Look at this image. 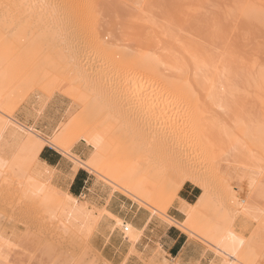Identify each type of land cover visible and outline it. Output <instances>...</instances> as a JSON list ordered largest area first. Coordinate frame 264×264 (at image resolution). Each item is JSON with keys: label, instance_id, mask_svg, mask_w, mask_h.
Listing matches in <instances>:
<instances>
[{"label": "bare ground", "instance_id": "bare-ground-1", "mask_svg": "<svg viewBox=\"0 0 264 264\" xmlns=\"http://www.w3.org/2000/svg\"><path fill=\"white\" fill-rule=\"evenodd\" d=\"M4 4L22 7H13L6 15ZM104 6L101 0H0V156L5 155L4 143L19 146L29 133L45 139L60 134L71 142L73 155L86 165L76 172L85 170L94 176L90 188L79 196L69 191L76 172L67 180L66 174L49 176L45 169L22 162L0 169V235H4L3 221L13 220V214H5L7 206L11 211L24 209L22 212L33 215L38 233L48 236V253L56 248L65 254L63 249L74 241L86 243L87 232L93 229V246L110 242L113 256H104L99 250L104 259L112 260L119 259L118 249L128 246L126 229L115 225L112 217L142 231L141 246L149 245L158 234V227L146 233L154 219L157 226H176L194 241L178 256L187 264H220L225 256L234 259L223 249V255L217 256L212 239H224L231 248L232 242L223 231L227 208L231 207L228 201L233 195L241 196V187L247 190L246 177H258L262 166L264 116L247 105L251 95L264 103V65L256 61L249 65L245 58V66L243 55L240 65L234 55L237 52L227 51L233 47L229 40L230 45L226 41L207 43L192 39L190 33L185 38V31L177 35L167 29L172 22L164 30L160 27L163 23L158 27L163 30L161 36H173L180 49L171 48L158 35L151 37L153 44L139 41L141 44L128 45L114 40L109 30H102L107 26L102 23ZM138 12L146 23L158 22L153 10L140 8ZM240 15L245 17L244 10ZM252 19L261 21L259 15ZM90 25L95 26L94 34ZM178 36L188 41L182 45ZM125 48L141 55L129 57ZM150 83L188 103L190 118H177L170 111L178 120L175 137L154 136L128 105L127 86L146 90ZM164 104L161 101V108ZM9 115L15 127L3 123ZM96 133L104 137L98 154L95 144L89 143ZM46 147L57 152L48 143L41 153ZM89 160H94L96 168L87 164ZM61 167L67 168L66 160ZM177 173L186 177L180 190L186 182L201 190L193 203L180 197L168 203V188L178 178ZM58 191L67 193L72 201L60 197ZM115 192L132 202V213L108 206ZM180 201L191 209L181 210ZM173 207L182 212L180 216L170 214ZM161 210L170 223L165 225L159 216L152 215ZM255 224L258 229L253 228ZM261 227L257 216L249 219L244 229L249 234L250 230L256 232L257 252ZM241 230L238 224L237 232ZM190 233L194 235L190 237ZM247 254L245 247L241 258ZM169 258L177 257L169 254Z\"/></svg>", "mask_w": 264, "mask_h": 264}, {"label": "snow or ice", "instance_id": "snow-or-ice-1", "mask_svg": "<svg viewBox=\"0 0 264 264\" xmlns=\"http://www.w3.org/2000/svg\"><path fill=\"white\" fill-rule=\"evenodd\" d=\"M6 10L13 7H22L21 5L4 4L2 6ZM28 7H33L28 5ZM64 7L72 8V5ZM237 10H244V16L251 19L259 15L261 23H264V0L258 7L254 4H236L232 6V11L235 13ZM89 30L94 34L95 26L90 25ZM110 47V46H109ZM128 53L129 57L141 55L140 53L132 52L130 49H123ZM128 105L135 109V114L140 122L152 129L154 136L159 137H175L178 132V120H174L170 111H174L177 118H190V109L186 100L180 96L167 93L163 88L156 83L148 84L146 90H141L139 86L133 89L131 84L127 86ZM209 100L213 97L209 95ZM161 101H165L164 107L161 108ZM5 126L15 127L13 117L9 115L3 119ZM264 134V128H262ZM59 132V130H58ZM2 139V137H0ZM50 143L57 152L61 153L62 160L67 161V168L62 169L61 165L56 168L49 167L46 163L40 160V153L45 144ZM89 143H94L97 148V154L101 146L104 144V137L96 133L93 138L89 139ZM191 146V144H189ZM4 156H0V169H8L10 166H15L18 162L24 165H36L46 170L47 175L52 176L59 174L65 176L70 180L78 168L85 167V163L80 162L74 155L72 144L68 139L58 134L56 137H49L47 139L32 136L30 133L27 139L19 146L9 141L3 145ZM87 164L92 168H96L94 160L87 161ZM261 168L259 169L258 177H246L248 180L247 190L243 187L239 190L241 196L237 198L235 195L230 197L228 204L231 207L227 208V215L224 218L223 231L226 232V239L232 242L229 248L224 239H212V243L216 245V255L222 256L223 253L230 251L231 257L225 256L220 264H264V158L261 160ZM174 180L168 188V203L179 201V190L182 185L183 179L186 177L179 176ZM231 192V189H229ZM60 197L72 201V197L68 196L63 191L57 193ZM203 200V197H201ZM184 209H191V205H187L180 201ZM199 204V202H197ZM167 206V204L165 205ZM108 215L107 213H104ZM153 216H159L161 221L166 225L171 221L165 218L163 210L153 212ZM259 217L262 224L259 236V251L254 247L257 241V235L254 230H250V234L245 232L247 222L249 219ZM115 225L122 229H126L125 243L128 245L123 250H117L119 259L106 260L100 255V250L97 246H93L92 236L93 229L87 232V242L76 243L73 242L72 246L63 249L67 259L37 260L36 253L30 251L27 247L22 246L21 243L9 237L7 232L10 226L4 227V235H0V264H187L186 260L179 257L169 258L167 236L163 228L158 230V234L153 237L152 241L147 246L138 244L140 237L143 235L142 231H136L131 224L126 221H121L112 217ZM187 224L188 221H185ZM241 226V232H237V225ZM115 229H113L114 231ZM194 233H190V237ZM247 247L248 254L241 258V251ZM48 253H46L47 255ZM25 256H30L31 259L25 260ZM213 264H216L214 261Z\"/></svg>", "mask_w": 264, "mask_h": 264}, {"label": "rangeland", "instance_id": "rangeland-1", "mask_svg": "<svg viewBox=\"0 0 264 264\" xmlns=\"http://www.w3.org/2000/svg\"><path fill=\"white\" fill-rule=\"evenodd\" d=\"M135 1L136 0H101L103 6L105 4V17H103L104 19L102 23L103 25L104 23L105 25L107 24V29L102 27V30H109L110 36L112 35V38L114 36V40L115 38L116 40L121 39L128 45L132 43L134 45H138L137 43L140 42L153 44V42L155 41L150 40L152 39L151 37L158 35V38L163 39L162 42L165 41V43H169V46L176 50V48H182V46L177 42L175 43V39L173 38V36H167L166 38L164 36H161V32L165 29V27H167L170 22H172V25L170 24L167 29H173L175 33H172L177 35H179V31L182 30L183 32L185 31V33L183 34L184 37L187 36L188 33H190L189 36L191 37L192 35V39L196 40L199 38L207 43L215 41L228 42L227 40H229L230 44L235 47V50L232 46H229L231 49L228 47L229 50L227 51L229 52L230 50H233V52H237L234 55L236 59L237 57H239L238 61L240 60V62H237L240 63V65L243 60L241 58L242 55L244 59L246 58L248 60V62L250 63L249 65H251V62L253 64L255 61L258 63L260 62L259 64L262 63L264 65V23H261V21L252 18L249 19L241 16L240 10H237L235 13H233L232 11L233 5L245 4L248 2L254 3L259 7L262 3V0H141L142 2L144 1L143 5L140 0H137L136 2ZM139 1L140 4L138 3ZM150 6L153 7L152 10L154 14L152 13V15L156 14L154 16V19L156 16L158 18L155 19V21L158 20V22H156V25L150 24L151 22L146 23V21L142 20L141 18V16L144 17V15H141V13L139 14L138 12L140 8L152 12V10H150L151 8H149ZM155 10L157 11L155 12ZM164 16L166 18H164ZM103 25L101 24V26ZM158 25H161L160 27H162L163 30H161V28L159 29ZM197 34L200 36H198ZM180 35L182 36V34ZM184 37H180L182 38V45H184L186 41H188V38L184 39ZM160 39H158V41H161ZM183 41L185 43H183ZM246 59L242 63H248ZM242 67H244V65L241 66L240 71H242ZM248 67L247 69L243 68V70H248ZM252 92L250 91L249 94L254 93ZM248 100L250 101V104L248 103V101L245 102V104L248 103V109L252 108L254 113L258 112L264 116V103H262L257 98H253L252 95L248 98ZM82 194L77 195L81 196ZM8 208H10V206H7V208L5 209V214H13V220L9 219L3 221V223H5L2 224V226L4 225L2 228L4 230V227L6 225L10 226V230L7 232V235L9 237L18 240L22 246H25L30 251L35 252V258L37 260H53L54 258L63 260L67 258L65 254H60V252L56 248H53V251L50 253L47 252L48 248L46 245L47 243L49 244L50 241H48V236L46 234L38 233V225L34 221L32 214H30L29 212L27 213L26 210L23 211V213L22 210L24 209H13L14 212L20 211L19 213L16 212L15 215V213L11 211L12 207L10 208L11 210H9ZM20 214H22L23 216H20ZM253 228L258 229V225L255 224ZM45 240L47 243L45 242ZM105 246H108L105 242L100 241L98 243V248L100 250H102ZM46 253L48 254L46 255ZM24 259L29 260L31 259V257L25 256Z\"/></svg>", "mask_w": 264, "mask_h": 264}, {"label": "crops", "instance_id": "crops-1", "mask_svg": "<svg viewBox=\"0 0 264 264\" xmlns=\"http://www.w3.org/2000/svg\"><path fill=\"white\" fill-rule=\"evenodd\" d=\"M46 148H44V150L42 151L41 153L42 156L40 155L41 160H43L48 166L50 165L57 167V165H61V163L64 161L61 160L62 159L61 155L48 147ZM93 181H94V176L92 174H89L85 170H78L70 182L69 191L70 192L72 191L75 194L85 193L90 188ZM199 193L201 194V190L198 187L194 186L190 182L189 183L186 182L179 192V197L181 200L187 203H193L200 196ZM110 205H116V207H118L123 213L130 214L133 212V210L130 209V207H132V202L122 194H119L118 192H115L112 198H110V202L108 206ZM134 209H136V207ZM178 210L179 209L177 207H173L172 210L170 211V214H175L178 217L180 216V213H182L180 210L179 211ZM154 227H158V229L161 228L160 226H157L155 220L152 219L149 221L146 227V233L150 232V230H152V228ZM163 229L166 233L167 242H168V248L166 250L168 251V254H170V256L172 257L180 256L181 254H183V252L186 251V249H188L194 243V241L189 239L187 234L182 232L176 226H172V225L169 227L166 226ZM106 244L108 246H105L101 250L102 254L104 256H109V255L113 256L111 243L109 242Z\"/></svg>", "mask_w": 264, "mask_h": 264}]
</instances>
